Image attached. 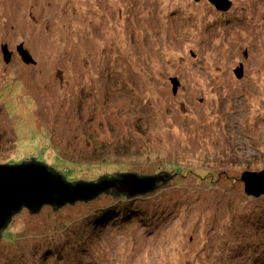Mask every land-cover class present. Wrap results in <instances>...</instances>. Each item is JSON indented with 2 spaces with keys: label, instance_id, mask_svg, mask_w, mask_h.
<instances>
[{
  "label": "rangeland",
  "instance_id": "obj_1",
  "mask_svg": "<svg viewBox=\"0 0 264 264\" xmlns=\"http://www.w3.org/2000/svg\"><path fill=\"white\" fill-rule=\"evenodd\" d=\"M229 1L0 0V164L166 173L144 219L86 224L103 194L23 207L0 264H264V194L240 180L264 168V0Z\"/></svg>",
  "mask_w": 264,
  "mask_h": 264
},
{
  "label": "water",
  "instance_id": "obj_2",
  "mask_svg": "<svg viewBox=\"0 0 264 264\" xmlns=\"http://www.w3.org/2000/svg\"><path fill=\"white\" fill-rule=\"evenodd\" d=\"M209 1L220 9L230 6L229 0ZM19 52L25 61L30 60L29 54L21 46ZM236 74L241 77V68L237 69ZM171 82L173 91H176L178 81L172 79ZM33 160L31 157L30 162L23 160L18 164H0V237L14 214L23 207L36 213L48 204L55 210L66 203L89 201L111 188L117 193L133 196L155 190L166 182V173L163 172L152 175L128 172L113 177L106 174L96 181L68 182L60 172H54L44 162ZM240 180L245 194L254 197L264 194V168L259 171L245 170Z\"/></svg>",
  "mask_w": 264,
  "mask_h": 264
},
{
  "label": "trees",
  "instance_id": "obj_3",
  "mask_svg": "<svg viewBox=\"0 0 264 264\" xmlns=\"http://www.w3.org/2000/svg\"><path fill=\"white\" fill-rule=\"evenodd\" d=\"M28 162H30V161H28ZM14 164H18V163H14ZM52 168H53L54 172L58 171L54 167H52ZM177 172H179V171H177ZM177 172H175V173H177ZM111 177H113V176H111ZM64 178L68 182L81 181L80 179H72V180L71 179H67V177H65V175H64ZM83 181H86V180H83ZM90 181H92V180H90ZM153 191H155V190H152V191H149V192H153ZM149 192H146V193H143V194H136V195L128 197L125 193H122V192L121 193H117L112 188L107 190V191H104V192L98 194L96 197H98L99 195L103 194V195H106V197L109 198V200H111V198H113V200H111V201L107 200L108 202L106 203V207L102 208L101 212H95V213L99 214L98 217H96V218L93 215L94 210H92L89 214H86V213L83 214L82 217L85 218L84 222H86V224H88V225L92 224V225H96V227H98L99 224L101 225V223H102L101 221L108 220L109 218L114 220L120 214H123L125 216L132 215L133 217H137V219H144L145 217H144V214H142V212H141L140 204H138L137 202H138V200L143 199V197H141V195H145V194H147ZM113 194H118L120 196L111 197ZM96 197H94V198H92L90 200H93ZM133 200H136L137 202L135 203V202H133ZM261 217H262L261 214H257V217L255 216L253 221L255 223H261L263 221V220L260 219ZM239 220H241V218ZM81 222H83V220L80 221V225H81ZM71 227H73V225ZM90 228H91V230H93L92 227H90ZM71 229L79 230V223L75 224V226L73 228H71ZM257 257H259V256H257ZM254 260H255V257H254Z\"/></svg>",
  "mask_w": 264,
  "mask_h": 264
}]
</instances>
